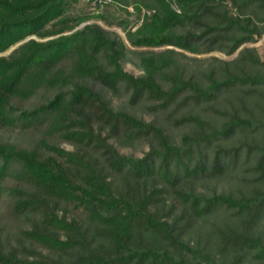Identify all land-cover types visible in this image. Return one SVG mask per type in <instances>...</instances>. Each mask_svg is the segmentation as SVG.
<instances>
[{
    "label": "trees",
    "instance_id": "16d2710c",
    "mask_svg": "<svg viewBox=\"0 0 264 264\" xmlns=\"http://www.w3.org/2000/svg\"><path fill=\"white\" fill-rule=\"evenodd\" d=\"M70 1L0 0V130L43 126L45 133L31 146L0 140V191L11 197L14 215L29 222L22 229L27 244L4 247L0 241V264H227L181 240L169 220L178 204L191 218L218 207L234 210L247 227L222 234L224 245L264 263V241L250 231L264 207V144L256 146L252 194L204 195L182 187L189 178L222 172L244 148L218 145L209 168L206 149L216 140L264 129V72L234 71L222 61L219 69L204 72L201 83L186 75L179 58L200 53V43L207 44L205 52L232 54L262 39L264 25L255 20L264 22V0H124L138 16L135 26L119 22L130 45L98 22L80 26L106 16L103 10L70 14ZM87 2L102 8L118 0ZM195 25L203 28L196 31ZM127 50L138 54L142 74L124 68ZM242 54L243 63L264 65L249 48ZM238 88L240 104L215 107L222 92ZM122 90L130 104L146 100L167 112L173 125L192 131L175 143L155 121L116 109L105 92ZM40 93L43 100L32 107L20 105ZM201 104L225 116L220 126L192 108L176 114ZM146 138L151 144L142 156L115 144ZM11 175L16 184L5 186ZM147 232L190 257L145 242Z\"/></svg>",
    "mask_w": 264,
    "mask_h": 264
},
{
    "label": "rangeland",
    "instance_id": "374dc122",
    "mask_svg": "<svg viewBox=\"0 0 264 264\" xmlns=\"http://www.w3.org/2000/svg\"><path fill=\"white\" fill-rule=\"evenodd\" d=\"M100 10H103L106 16L105 20L92 19L82 23L80 26H83L88 22H98L100 25L110 30L112 36L121 37L129 44L126 33L123 30V27L119 25V22L127 19L131 26L137 24L138 16L137 13H134L135 10L132 3L127 4L124 0H118V3L115 5H104L101 8L89 4L86 0L70 1V14L81 15L87 13L93 15L94 12L97 13ZM255 21L258 22L259 26L264 25V22H261L260 20ZM193 27L196 31H199L202 26L195 25ZM206 46V43H200L202 49L200 53L187 52L183 56L179 55V58L186 67V75L195 80H199L201 83L206 81L203 80L204 72H207L209 68L219 69L220 66H223L224 61L229 62L230 67L234 69V71L242 69L248 72H264V65H251L247 62L243 63L242 60H240L244 55L242 54V51H245L246 48H249L252 50L253 54L258 55L261 60H264V35L259 41H249L242 44L232 54H227L220 50L205 52L204 50ZM121 60L126 70L137 75L143 73V70L135 64V62H138L137 53L127 50L126 56H123ZM94 85L103 90L100 84L95 83ZM240 92V88L234 92H222L216 101L215 107L226 110L232 109V106H235L237 103L240 104L241 102V98H239L241 95ZM105 95L110 104L116 109L129 111L148 121H155L158 125L164 128L171 140L175 143L180 142L184 133L192 131L190 125H173L167 117V112L153 110L151 103L146 100L140 101L134 105L130 104L129 94L125 90H122L117 95L106 91ZM253 98L254 97H252V99ZM41 100H43V93H40L30 100L21 101L20 105L22 107H32ZM250 100V97L246 98L247 105H249ZM260 100L264 104L263 96ZM190 109L201 114L206 119H209L216 126H220L223 120H225V116L213 112L206 106V104H201L197 107H194L193 105H185L181 110H178L176 114L179 115V113H184ZM44 136L45 133L43 126L25 127L22 125L13 128H2L0 130V140H8L19 146H31ZM46 137L60 146L68 149L74 148L72 144L58 137ZM115 144L123 153L142 156L147 150H149L151 140L150 138L136 140L132 141L130 145H124L115 141ZM263 144L264 129H260L254 133H246L237 130L231 136L216 140L211 147L206 149V164L209 168L213 167V156L218 145L226 147L243 145L244 148L235 160H230L229 164L225 166L222 172L207 174L198 179L189 178L182 183V187L186 190L200 192L204 195L226 193L239 197L252 194L257 185L254 181L257 176L255 164L258 156V148L256 146ZM15 184V176L11 175L8 177L4 185L11 186ZM261 187L264 189L263 185H261ZM11 205V197L7 195V193L0 191V241L3 243L4 247L28 243L22 236V229L28 227L29 222L23 217L14 215ZM69 210L71 213L75 214L72 206ZM169 220L176 226V232L179 233L181 240L192 247L201 250L203 253L211 255L218 261H224L227 264H264L258 262L250 253L244 252L241 254V251L236 252L231 247H226L224 245L222 234H227L231 229L241 231L247 227V223L232 209L218 207L206 216L191 218L184 216L183 206L178 204L175 213L169 215ZM250 231L251 234L260 237L264 241V207L261 212H259L256 224H254ZM142 238L145 242H148L153 246L166 247L173 250L166 240L153 232L145 233ZM144 240L142 242H144ZM40 248H42L44 252L48 251L44 247ZM173 252L176 257L179 258L190 257L187 252H179L175 250H173Z\"/></svg>",
    "mask_w": 264,
    "mask_h": 264
},
{
    "label": "built area",
    "instance_id": "2783aa9c",
    "mask_svg": "<svg viewBox=\"0 0 264 264\" xmlns=\"http://www.w3.org/2000/svg\"><path fill=\"white\" fill-rule=\"evenodd\" d=\"M91 1V0H87ZM94 2H100V3H106V2H112L113 0H93Z\"/></svg>",
    "mask_w": 264,
    "mask_h": 264
}]
</instances>
